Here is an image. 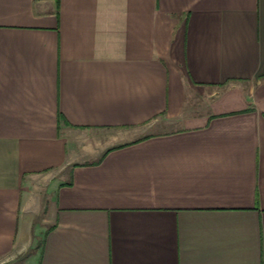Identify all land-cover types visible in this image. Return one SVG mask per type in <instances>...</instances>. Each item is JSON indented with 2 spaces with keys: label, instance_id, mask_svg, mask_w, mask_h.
Listing matches in <instances>:
<instances>
[{
  "label": "crops",
  "instance_id": "0c3cea01",
  "mask_svg": "<svg viewBox=\"0 0 264 264\" xmlns=\"http://www.w3.org/2000/svg\"><path fill=\"white\" fill-rule=\"evenodd\" d=\"M11 260L264 264V0H0Z\"/></svg>",
  "mask_w": 264,
  "mask_h": 264
},
{
  "label": "rangeland",
  "instance_id": "374dc122",
  "mask_svg": "<svg viewBox=\"0 0 264 264\" xmlns=\"http://www.w3.org/2000/svg\"><path fill=\"white\" fill-rule=\"evenodd\" d=\"M159 128L161 126H158ZM151 127H145V128H142L141 130H131V133L130 132H125V131H121V134L119 135L118 133H116L115 137L114 138H111V137H105L106 138V141L110 142L111 140L113 141L112 143L115 144V145H118V144H124V143H128L134 139H137L138 137H143L145 136L146 134L150 133V129ZM154 132L158 130L157 126L155 125L154 126V129H152ZM117 132V131H116ZM118 134V135H117ZM13 262H15V260H11L9 263L7 264H14ZM16 263V262H15Z\"/></svg>",
  "mask_w": 264,
  "mask_h": 264
}]
</instances>
